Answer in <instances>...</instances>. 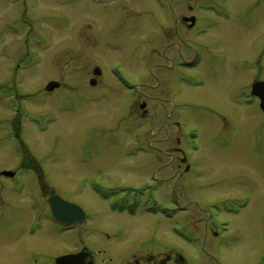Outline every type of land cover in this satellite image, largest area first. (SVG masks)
Instances as JSON below:
<instances>
[{"label": "rangeland", "instance_id": "1", "mask_svg": "<svg viewBox=\"0 0 264 264\" xmlns=\"http://www.w3.org/2000/svg\"><path fill=\"white\" fill-rule=\"evenodd\" d=\"M16 1L19 5L13 6L0 0V168H15L20 156L36 160L32 162L36 168L38 161L48 162L47 156L62 158L44 165L45 173L41 170L36 175L40 179L26 177L27 189L21 196L10 191L6 194L0 188V228H5L4 221L27 213L32 198L41 202L55 193L93 208L100 201L91 192L77 191L83 176H99L104 186H137L157 172L166 184L156 191V202L149 208L154 212L144 224L133 225L138 218L130 219L131 227L126 229L130 243L132 238L156 234L164 240L180 237L184 227L204 230V214L193 206L201 201V193L205 198L217 195L220 200L249 194L254 203L247 216L232 217L236 219L232 231L240 230L244 239L227 249L223 259L231 264H264V164L251 154L257 142L253 130L264 124L260 84L255 87L261 103L257 100L249 108L238 105L245 99L244 89L251 80L261 73L264 81V0H168L171 4L167 9H161L155 0H100L99 4L104 2L101 7L94 0H26L24 9L25 0ZM23 18L28 23L24 29ZM60 19L68 21L64 30L57 25ZM8 20L14 21L17 31L12 28L6 32ZM194 24L197 27L190 40L188 26ZM28 33L38 41L39 34L52 37L45 49L29 47V53L23 41ZM106 42L110 45L103 44ZM187 42L197 65L176 64L170 84L172 75L167 67L174 57L188 54ZM27 54L28 65L32 59L44 62L23 74L21 84L16 77L25 71L20 61ZM112 63L117 64L114 72L125 80L123 85L110 76ZM98 66L104 71L99 83L92 74ZM168 71L172 74L171 65ZM182 74L187 81L180 78ZM50 80L60 82L62 89L60 95L46 98L43 90ZM103 86L110 98L89 105L81 99L84 109L71 104L75 92H97ZM128 91L138 96L131 99ZM28 94L33 101L18 105V96ZM51 111L57 119L50 124L26 116L41 113L48 117ZM18 115L22 116L24 132H19L15 148L10 131L18 127ZM226 124L240 125L248 135L246 142L236 143L232 150L221 149L218 127L224 130ZM184 140L186 154L195 156L193 164L202 158L208 162L207 177L201 181L181 174ZM81 156H92L96 163L92 167L80 165L77 157ZM246 174L254 177L256 187H249L241 177ZM12 203L15 207L25 204L26 209H13ZM178 203L192 209L179 212L174 207ZM31 214L25 217L31 218ZM124 217L107 212L97 222L104 238L95 240L99 247L109 253L124 247L110 244L108 238L120 230L118 223ZM243 220L248 227L242 226ZM156 223L158 230L154 231ZM25 237L27 248L16 243V236L14 243L0 238V264H28L29 253L43 251L47 247L43 242L52 239L45 232Z\"/></svg>", "mask_w": 264, "mask_h": 264}, {"label": "flooded vegetation", "instance_id": "2", "mask_svg": "<svg viewBox=\"0 0 264 264\" xmlns=\"http://www.w3.org/2000/svg\"><path fill=\"white\" fill-rule=\"evenodd\" d=\"M3 1L9 2L13 6L19 5L16 0ZM94 1L95 2L93 3L97 4L100 7L104 4V2L101 3L102 5L99 4L100 0ZM155 1L156 4L158 3L161 6V9H167L168 7L170 8L171 3L168 2V0ZM26 3L27 1L25 0L23 2V9L26 8ZM67 5H70V3H67ZM27 13L28 12H25V14ZM22 20L23 21L21 22V26L24 29L26 28V25H28V23L24 18ZM60 20H62V22L59 21L57 23V25H61V28L59 29H66L63 27L64 25L68 24V21L66 19ZM196 24H194L193 26H188V28H190V33L188 34L190 40L191 31L196 29ZM6 26V32H8V30L12 28L17 31V27L14 28V21L10 22L8 20ZM90 27L91 26L89 25V30L92 29ZM115 33H117V31ZM51 37L52 36L49 35L47 36L45 34H39L38 43H34V45H31L30 40L33 37H30V34L28 33V36H25L23 39V41L25 42L26 51L30 53L29 47H32L34 51H37L40 48L45 49L48 46ZM188 43L190 42H187L186 44V46L188 47L186 53L188 52V54L178 55L176 58L174 57L170 61L169 66H172V74L168 71L169 66L167 67L169 76L172 75L170 84H172L173 82V69L175 68L176 64L180 65L181 67H195L197 65L191 64V61L195 58H191L192 48ZM103 44L110 45L108 42ZM154 48L155 47H152V49ZM28 56V54L25 55L24 58L20 61V63L24 65L25 71L18 74L16 77L18 79L17 82L21 84L23 83V74L31 71L33 68L39 66L40 64L42 65V63L44 62L40 59H32L30 60V65H28L26 62V58H29ZM115 65L117 64L112 63V65H110V76H112V78H116L123 85L125 80L123 81L122 77L112 71V68ZM120 65L122 64L118 63V66ZM260 70H262V68ZM92 74L96 78L93 80H95L97 83H99V81L104 78V71L99 66L93 69ZM180 78L185 79V81L188 80V77L184 74L180 75ZM262 78V74L260 73L259 75H257V77H255V79L251 80V83L249 85H246V88L244 89L245 99L239 101V106L249 108V106L254 105L257 100L259 101V103H261L260 98L253 95L255 86L257 84L264 83ZM177 80L178 77L176 79V82ZM56 82L57 81L55 80H50L48 82V84L46 85L47 87H45V89L43 90L44 97L48 98L53 94L60 95L58 93L62 89V84H60V82H58L59 84ZM51 83H55L58 85H52ZM53 86H57V88L52 91L51 87ZM169 86L171 87V85ZM259 86H261L262 88V85ZM98 88L99 91L97 92H75L71 97V100H73V102L70 103H74L76 106L84 109L86 104L89 105L91 103H96L94 102L96 100L101 101L105 98H110V92H106V90L103 89L104 86ZM125 90H128V88H125ZM170 90L171 88L168 89V92ZM11 91L14 92V89H12ZM15 92H17V90H15ZM256 92L258 93L259 91L256 89ZM128 93L131 99H134L138 96L137 93L133 91H128ZM18 97L21 99L20 96ZM28 97L30 101H33L32 95L30 96L28 94ZM81 99H86L88 100V102L86 104L79 102V100L81 101ZM27 100L28 99H18V105H22L23 102ZM64 103H62L61 106H63ZM181 104L185 105L186 103ZM49 114H51L50 116L55 117L56 112L51 111L49 112ZM38 115L42 118H46V116H43L41 113H38ZM18 117V127L20 126V128L14 126V128L11 129L12 131H10L12 132L11 137L14 138L15 141V148L17 147L16 144H18V141L20 140L19 132L20 134L24 132L22 130V116L18 115ZM13 125L14 124H12V126ZM226 126L227 127L224 130L223 128L218 127V130H221L219 136L220 145L222 146L221 149L232 150L236 143L246 142L248 135L243 132V128L240 125L230 127V125L226 124ZM256 127L253 131L257 133V135H255L257 142L256 145L252 147L251 154L254 158L260 160V162L264 164V124L261 127ZM182 136H184V134H182ZM184 138H186V136H184L183 139ZM184 145L185 146L183 147V149L180 150V152L183 154L182 157L184 163H182V157H180L182 170L181 174H188L190 176V179L194 182H196L197 180L201 181L202 179L207 177L206 166H209L208 162L204 160L205 158L201 157L202 159L197 160L198 163L196 162L193 164L191 162V159L194 160L195 156L186 154L185 149L187 147L185 140ZM46 158L48 162L52 164L59 162V159L62 157L56 155L47 156ZM17 159V165L15 168H0V188H4L6 194H8L10 191L14 196H16L15 192H17V196H21L27 189L26 177H37V180L40 179L36 175L41 170L43 171V173H45L43 166H46L48 162L43 161L39 163L38 161V168H36L35 166H32V162H35L36 160L31 161L30 157L26 158L20 156L17 157ZM77 159L79 160L78 163L80 165H84L86 167H92V165L96 163L94 157L92 156H81L77 157ZM159 175L160 173L157 172L152 173L148 178L149 181H145L143 184L137 186L134 184H128L126 186H104L100 182L99 176H83L80 179L77 191L78 193L83 194H85V192H91L92 196L96 197L100 201V203H94V206H92L93 208L84 207L74 201L66 200L62 197V195H60V193H55L48 199L43 198V200L41 199V202L40 200L32 198L33 201L32 204L27 207V213L24 212V210L26 209L25 204H19L15 207V205L12 203L11 207L13 209L17 208L24 213H20V215H17V218L13 219L12 221H4L5 228H0V234H3L0 236V238L3 241H7L8 243H12V241L14 243V237L16 236L17 239H19L16 240V243H23L24 245H26L25 248H27L29 244L25 243L26 235L29 237H35L36 235L42 234L43 232L48 233L49 236L52 237V239L43 242L44 246L47 247H45L43 251L33 250L32 252H30L28 257V264H231L223 259V255L228 253L227 249H231L232 247L237 246L238 243L242 242V240L244 239L243 234L240 232V230L232 231L236 222V219L234 220L233 218H237L238 216L242 215H244V217L247 216L251 209L250 207L254 203L252 196L249 194H244L241 196H231L226 200H220L217 195H213L210 198H205L203 196V193H201V201L194 203L193 206L198 207L200 212L204 214L203 220L206 221L204 230L191 231L187 227H184L185 233L180 237L172 236V239L164 240V238H162L161 236L158 237V235L156 234L150 238L141 237L137 240H133L132 238V241L134 242H129L131 236L126 234V229L131 227L130 219L135 217L138 218L137 221L134 222L135 224L133 223V225H137V223L144 224L146 220L145 218L150 217L151 214L150 210H148V207L157 199L154 198V195L157 194L158 189L161 188V186L166 184L163 178L160 179ZM241 177L243 179H246L249 187L257 186L254 177L252 178L247 174L242 175ZM149 182H151V184ZM174 207L181 208L180 210L183 213H187L188 211H190V209H192L189 204L185 203H178ZM31 212V218L25 217ZM107 212H110L115 216H127L126 218L124 217V219L121 220L122 222L118 223L120 230L116 232L115 236H112L113 239L108 236L110 244L111 242L112 244L121 243V245L124 246L121 247V250L118 249L119 252L115 253L107 252L102 247H99L95 242V240H100L101 238H103L100 236V234H102V231L99 230L97 222L102 221ZM212 212H216V214L218 215L212 216ZM239 224H241V221ZM242 226L248 227V222H245V220H243ZM144 227L147 228V226ZM155 229L158 230L157 223L153 226L154 231ZM42 236L43 235H41L40 237ZM4 237L7 238L3 239ZM246 250L247 252L249 251V249ZM247 252L244 254L247 255ZM25 264L27 263L25 262Z\"/></svg>", "mask_w": 264, "mask_h": 264}, {"label": "water", "instance_id": "3", "mask_svg": "<svg viewBox=\"0 0 264 264\" xmlns=\"http://www.w3.org/2000/svg\"><path fill=\"white\" fill-rule=\"evenodd\" d=\"M263 96H264V95H263ZM263 104H264V102H263ZM262 108H264V106H263Z\"/></svg>", "mask_w": 264, "mask_h": 264}, {"label": "bare ground", "instance_id": "4", "mask_svg": "<svg viewBox=\"0 0 264 264\" xmlns=\"http://www.w3.org/2000/svg\"><path fill=\"white\" fill-rule=\"evenodd\" d=\"M248 249V248H247Z\"/></svg>", "mask_w": 264, "mask_h": 264}]
</instances>
